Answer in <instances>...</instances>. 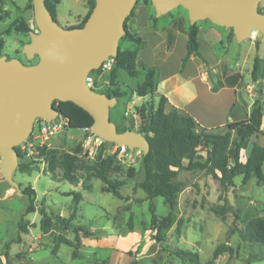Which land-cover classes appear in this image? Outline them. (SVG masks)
Here are the masks:
<instances>
[{
	"label": "rangeland",
	"instance_id": "1",
	"mask_svg": "<svg viewBox=\"0 0 264 264\" xmlns=\"http://www.w3.org/2000/svg\"><path fill=\"white\" fill-rule=\"evenodd\" d=\"M32 1L0 0V39L4 40L1 55L8 59L18 58L25 65L31 64L23 54V47L30 42V37L28 33L17 31L16 27L25 22L31 30L37 31ZM88 1L61 0L57 7V23L66 29L83 25L85 14L90 11ZM259 10L264 13V0ZM150 12L153 19L155 11L152 6ZM169 15L188 22L187 11L181 7ZM169 15L158 18V24L167 22ZM205 22L212 26L209 20ZM221 30L227 35L219 50L220 63L214 68L217 70L216 81L227 86L239 82L252 85L255 98L262 92L264 100L261 34L255 31L248 40L237 43L230 29ZM119 46L122 49L135 47L126 39L121 40ZM256 58L260 59V68L254 82L252 72ZM124 74L123 82L131 85L133 79ZM210 76L215 77L214 73ZM101 80L109 82L105 75ZM105 82L96 83L95 91L109 92ZM120 88L131 94L129 89ZM131 102V98L117 99V105L111 109L110 119L117 130L128 128L138 132L140 107ZM150 104L149 112L156 106ZM85 137L82 130L66 129L52 138L48 145L36 149L38 161L23 155L19 159L26 170L17 168L14 180L21 191L26 188L35 190L36 212L25 215L30 205L29 196H18L5 181L0 184V264H132L134 261L136 264H264V244L243 241L239 233L228 236L236 215L239 217L236 226L240 231H244L252 219L264 218V183L253 178L245 185L242 177H236L231 184L222 183L219 169H216V177L206 170L181 171L177 181L183 191L172 214L174 225L158 237L151 224V209L159 217H166L171 211L164 198L149 199L139 188L144 179L143 154L138 156L132 151L127 156H120L111 143L97 151H86L82 147ZM252 146L250 142L242 151L243 158L249 155ZM67 154L76 156L73 173L78 182L74 185L62 179V156ZM198 156L205 158V151L198 149ZM103 160L110 164L108 178L122 182L119 192L123 199L109 193L108 186L96 177L98 163ZM184 165H188V159L184 160ZM130 168L135 169L134 178L129 177ZM72 192L81 194L79 202L74 201V195H70ZM41 208L49 217L52 216L53 225L43 226V217L39 213ZM215 208H224V215H216ZM57 215L66 219L72 217L75 226L84 227L91 235L80 231L76 236L62 230L57 223ZM131 215L134 228L129 231ZM22 216L27 222V231L19 233L18 224ZM179 220H183L181 233L176 229ZM219 246H223L224 252L214 258ZM180 250L197 253L198 263L180 259L176 255Z\"/></svg>",
	"mask_w": 264,
	"mask_h": 264
},
{
	"label": "water",
	"instance_id": "2",
	"mask_svg": "<svg viewBox=\"0 0 264 264\" xmlns=\"http://www.w3.org/2000/svg\"><path fill=\"white\" fill-rule=\"evenodd\" d=\"M89 18L82 27L63 28L49 12L45 0H33L37 31L23 54L30 65L18 58L0 55V170L18 196H22L14 173L19 166L17 148L31 135L36 120L52 122L62 114L54 103L72 102L88 112L94 123L90 133L106 143L150 152L147 138L128 129L118 132L110 119L117 99L87 86V76L110 58H117L125 22L142 0H94ZM263 0H150L155 17L169 15L177 8L187 11L190 26L209 20L232 29L237 43L258 31L264 46ZM36 61V62H34Z\"/></svg>",
	"mask_w": 264,
	"mask_h": 264
},
{
	"label": "trees",
	"instance_id": "3",
	"mask_svg": "<svg viewBox=\"0 0 264 264\" xmlns=\"http://www.w3.org/2000/svg\"><path fill=\"white\" fill-rule=\"evenodd\" d=\"M142 2L150 4V0H142ZM45 3L54 20L57 21V7L61 3V0H45ZM88 4L90 11L84 18L83 25L95 7V1L89 0ZM134 10L126 19V34L121 40L126 39V41L135 43L137 47L133 50L119 47L118 56L115 58L112 69L104 74L105 79H109V82L107 80L105 81L108 82L106 86L110 90L109 92L98 91L99 93L107 94L109 97H114L116 99H123L128 95V90H122L117 83L119 71L126 72L128 76L133 78L138 77L140 70L145 72L143 82L138 84L134 89L129 90L140 98L148 97L154 88L155 70L145 64L139 57V51L144 47L145 43L141 37L129 30L128 23L134 16ZM259 12L262 13L260 10ZM153 19L157 20L155 16ZM183 21L184 20H176L173 27L168 30V41L171 44L174 39V33L176 31H184ZM83 25H79L78 27H82ZM16 29L21 33H29L31 31L29 25L25 22H20ZM230 30L232 36H234L232 29ZM198 32V24L193 26L189 25L186 31L188 38L187 53L183 59L182 68H184L187 61L192 56L199 57L205 62L200 52ZM3 49L4 40L0 39V55ZM259 68L260 59L256 58L254 70L252 72V79L254 82L257 81V72ZM94 73L99 74L101 70L95 71ZM102 81L105 82L104 80ZM222 86L224 85L220 84L219 86L213 87V91H218ZM166 104L167 99L162 97L151 112H149L148 108L151 104L148 102L140 106L138 110L139 117L141 118L138 132L147 138L150 145V152L146 156H142L144 179L139 184V188L149 199L157 197L164 198L169 204L171 211L168 216L159 217L151 209V224L158 237H161L164 231L170 229L174 225L172 214L178 204L179 195L183 191L181 184L177 181L181 171L206 170L209 174L216 177V169H219L221 172L219 179L222 183L231 184L236 177H242V183L245 185L253 178H256L258 183H264V147L254 144L247 159L245 161L242 159V151L248 147L249 142L253 138L263 134L264 100L262 99V92L260 96L254 100L252 111L247 120L228 122L225 126L213 129H202L201 132H198L197 125L190 115L176 110L167 112ZM54 106L62 116L68 120L69 127L67 129L69 130L83 131L85 129H90L94 123L92 116L88 112L72 102L57 101L54 103ZM126 130H128V128L118 130V132L122 133ZM222 135L224 136L221 138ZM198 149L205 151V158L199 156L197 158ZM16 150L19 159H21L22 154L19 148ZM185 159H188V165H184ZM98 160H100V156ZM75 162V155L67 154L62 156V165L64 169L62 179L73 185L78 182V177L73 173ZM98 166L99 169L95 174L96 177L101 179L108 186L107 191L109 193H112L119 199H123L119 192L122 182L112 181L107 176V172L110 169V164L107 160L99 162ZM18 168L23 171L26 170L21 162ZM128 174L129 177L134 178L135 169L130 168ZM22 194L30 198V205L25 215L36 212L34 206L36 197L35 190L26 188L22 191ZM70 195H74L75 202H79L82 197L81 194L77 192H72ZM39 213L43 217V226L45 228L53 225L52 216L49 217L43 208L39 210ZM214 213L223 216L225 209L215 208ZM55 217L62 230L72 232L76 236L80 231L85 232V235H91L84 227L75 226L72 217L67 219L58 215ZM238 219L239 217L236 215L232 226L228 229L229 237L235 233H239L243 241L264 244V218L252 219L248 222L244 231H240L237 228L236 223ZM182 225L183 220H179L176 228L178 233H181ZM18 227L19 233L27 231V222L24 221V216H22ZM133 228V216L131 215L128 220V229L132 231ZM227 249H229L230 252L232 251L231 248ZM223 252V246H219L214 252V258H218ZM176 255L184 261L187 260L193 263H198L199 261V255L195 252L180 250L176 252ZM136 263L135 261L132 262V264Z\"/></svg>",
	"mask_w": 264,
	"mask_h": 264
},
{
	"label": "crops",
	"instance_id": "4",
	"mask_svg": "<svg viewBox=\"0 0 264 264\" xmlns=\"http://www.w3.org/2000/svg\"><path fill=\"white\" fill-rule=\"evenodd\" d=\"M150 7V4L139 2L128 25H131L129 30L141 37L145 43L139 51V57L155 70L154 88L146 98H140L131 92L123 99L131 98V103L140 107L147 102L157 105L159 99L165 97L166 111L176 110L190 115L197 125L198 132L202 129L222 127L228 122L247 120L256 99L252 85L239 82L235 86L224 85L218 91H213V87L220 85L219 81H216L217 70L214 68L220 63L219 50L227 35L221 30L223 28L213 24L210 26L206 24V20L201 22L203 24L198 23V41L205 62L192 56L182 68L187 53L186 31L189 22L183 21L184 31H176L171 44L168 41V30L173 27L177 18L169 15V20L159 25L158 18L152 19ZM88 12L87 10L85 16ZM133 44V49H136L137 45ZM122 73L124 74L119 71L117 83L129 90L144 80L145 72L140 70L138 77L129 76L133 83L127 85L123 82ZM211 73H214L215 77H211ZM262 131L263 134L255 137V141H250L253 145L264 147V115ZM247 157L242 159L245 161Z\"/></svg>",
	"mask_w": 264,
	"mask_h": 264
},
{
	"label": "built area",
	"instance_id": "5",
	"mask_svg": "<svg viewBox=\"0 0 264 264\" xmlns=\"http://www.w3.org/2000/svg\"><path fill=\"white\" fill-rule=\"evenodd\" d=\"M253 34L254 32L252 33L251 37L253 36ZM114 63H115V59L110 58L109 60H107L106 62L102 64L101 68L99 69L101 70V73L96 74L94 73L95 71L90 73L86 79L87 86L91 88L92 90H96L94 87L95 84L97 82L103 83V81L101 80L103 78V75L112 69ZM105 84H108V83L105 82ZM68 127H69V122L63 116L57 117L55 120H53L50 123L47 121L38 119L34 123L33 131L30 137L25 142H23L18 148L23 156L27 157L30 160L38 161V158L35 156L36 149L38 147H43V146L48 145V142L52 138L64 132ZM83 132L86 134V137L83 140L82 147L86 151H91V152L97 151L106 144V142H104L103 139L99 138L96 135H92L90 133V129H85L83 130ZM113 145L115 147V151L120 156H127L128 154L132 152L128 149L127 146H118L116 144H113ZM133 152L138 156L142 155V152L137 149L134 150ZM1 162H2V158L0 156V164ZM43 170L44 169L42 168V171ZM3 181L4 179L2 177L1 170H0V184Z\"/></svg>",
	"mask_w": 264,
	"mask_h": 264
}]
</instances>
